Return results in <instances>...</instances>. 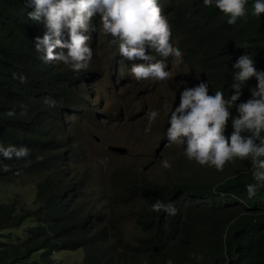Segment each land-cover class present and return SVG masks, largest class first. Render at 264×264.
Returning <instances> with one entry per match:
<instances>
[{
	"label": "trees",
	"instance_id": "1",
	"mask_svg": "<svg viewBox=\"0 0 264 264\" xmlns=\"http://www.w3.org/2000/svg\"><path fill=\"white\" fill-rule=\"evenodd\" d=\"M253 3L247 0L246 18L228 25L227 17L203 0L168 2L165 18L183 53L184 81L195 76L192 87L207 82L210 95L221 90L227 99L233 92L232 64L240 55L253 56L256 69L264 70V13L252 16ZM243 44L247 47H236ZM8 53L0 35V145L26 147L30 155H0V183H34V193L26 207L18 206L17 198L0 197V264H61L51 253L78 247L82 264H264V188L248 197L246 185L255 183L250 160L229 162L223 171L202 166L200 174L180 180L167 173L162 181L117 164L87 191L96 169L80 163L78 132L66 135L65 147L58 149L27 125L13 124L5 98L29 102L38 96L33 83L13 81V74L23 70L47 84H53V74ZM256 83L249 79L235 103L249 99ZM230 111L237 115L235 106ZM232 131L229 119L225 136ZM157 200L172 203L175 215L150 211ZM131 219L134 224H128ZM26 220L31 222L24 225ZM187 226L198 230L196 238ZM34 251L39 257L30 259Z\"/></svg>",
	"mask_w": 264,
	"mask_h": 264
},
{
	"label": "clouds",
	"instance_id": "2",
	"mask_svg": "<svg viewBox=\"0 0 264 264\" xmlns=\"http://www.w3.org/2000/svg\"><path fill=\"white\" fill-rule=\"evenodd\" d=\"M169 1L0 0V35L9 49L8 54L19 55L24 63L41 68L43 74L45 69L53 74V84L39 83L23 70L13 74L11 80H20L21 83L27 80L38 90V96L29 102L18 98L9 102L5 98L8 115L15 127L27 125L35 136L45 137L60 149L65 147L66 135L72 137L73 132H78L80 137L82 134L83 128L77 123L84 121L88 126V117L97 120L102 116L96 102L97 98L102 99L94 97L86 86L87 71L98 47L97 35L104 34L109 38L115 58L133 60L130 75L137 81L168 80L171 74L165 69L173 58L183 68V53L171 36L165 18ZM246 3L247 0H203L205 7L219 9L227 17L228 25L246 18ZM159 5L163 6V12ZM262 13L264 0H254L251 15L259 18ZM236 47L246 48L247 45ZM232 68L230 87L233 92L227 99L221 90L210 95L207 82L193 87H188L192 85H186L187 81L177 84L178 88L181 84L185 86L180 92L178 105L165 115L168 127L161 131L162 138L154 147V154L157 155L166 143L183 145L188 161L198 164L189 169L191 173L200 166L223 171L229 162L250 160L255 183L247 184L246 191L251 199L264 188V70L258 71L253 56L246 52L236 59ZM253 77L257 83L249 88L251 97L236 104L246 82ZM234 106L236 116L230 111ZM158 115L156 110L147 113L146 134L151 132ZM229 119L233 131L226 137L224 133ZM80 138L82 152L84 139ZM92 138L99 143L97 135L93 134ZM109 145L125 147L110 143L102 145L109 153L116 152ZM0 155L5 159H23L30 152L26 147L0 145ZM161 163L164 168L171 167L168 160ZM122 209L123 206L114 207L115 211ZM149 210L169 215L176 212L172 203L159 200ZM189 230L196 238L198 230L192 232L190 227ZM186 242L191 244L192 239L188 238Z\"/></svg>",
	"mask_w": 264,
	"mask_h": 264
},
{
	"label": "rangeland",
	"instance_id": "3",
	"mask_svg": "<svg viewBox=\"0 0 264 264\" xmlns=\"http://www.w3.org/2000/svg\"><path fill=\"white\" fill-rule=\"evenodd\" d=\"M96 41L98 47L87 71L89 78L86 86L94 97L98 96L102 99H96L102 116L97 120L95 117H88L90 121L88 126L84 124V121L77 123L83 128L80 137L84 139L80 163L92 164L96 169L95 177L90 179L84 188L89 191L92 186H98L107 172L117 164L135 166L144 176L159 181L164 180L166 172L171 179H182L190 173V168L198 165L185 157L184 146L166 143L157 155L154 154V147L162 138L161 131L167 130L168 117L165 115H168L170 109L175 108L179 103L180 92L185 85L181 84L178 88L177 84L184 81L185 71L173 58L165 69L171 74L168 80L137 81L130 75L133 60L126 57L115 58L110 40L106 35H97ZM139 62L144 63V61ZM194 77L186 80V85H193L196 80ZM199 80L202 81L201 78ZM152 110L158 111L159 115L152 124L151 132L146 134L144 129L148 124L147 113ZM93 134L99 137V143L92 138ZM107 143L124 145L127 151L124 154L118 151L109 153L105 147H102ZM162 160H168L171 167L164 168ZM194 171L200 174L203 172V167H196ZM31 185L21 184L19 181L0 183V197L17 198V205L26 207L33 199L34 185ZM103 188H107L106 183H103ZM119 192L128 195L125 190ZM85 199H91V196L86 195ZM30 222L26 220L23 224ZM128 224H134V220L131 219ZM52 255L61 264H82L81 248H62ZM38 257L39 251H34L29 258L37 259Z\"/></svg>",
	"mask_w": 264,
	"mask_h": 264
},
{
	"label": "water",
	"instance_id": "4",
	"mask_svg": "<svg viewBox=\"0 0 264 264\" xmlns=\"http://www.w3.org/2000/svg\"><path fill=\"white\" fill-rule=\"evenodd\" d=\"M108 147L110 149L118 151V152H124L125 151V147H123V146L109 145Z\"/></svg>",
	"mask_w": 264,
	"mask_h": 264
}]
</instances>
